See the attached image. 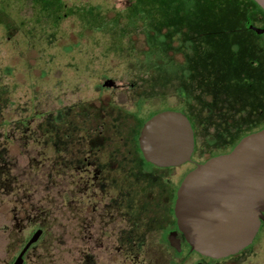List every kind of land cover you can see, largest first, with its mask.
I'll list each match as a JSON object with an SVG mask.
<instances>
[{"label":"rangeland","instance_id":"1","mask_svg":"<svg viewBox=\"0 0 264 264\" xmlns=\"http://www.w3.org/2000/svg\"><path fill=\"white\" fill-rule=\"evenodd\" d=\"M2 86L4 121L18 106L35 109L31 130L68 104L73 126L67 153L43 138L22 146V135L0 127V247L12 216H24V232L38 224L57 236V264H73L78 244L100 263L101 216L126 209L101 181V145L95 154L89 144L101 120L82 115L85 105L186 112L203 151L213 147L206 136L220 147L264 128V12L252 0H0ZM250 248L227 263L264 264V229Z\"/></svg>","mask_w":264,"mask_h":264},{"label":"flooded vegetation","instance_id":"2","mask_svg":"<svg viewBox=\"0 0 264 264\" xmlns=\"http://www.w3.org/2000/svg\"><path fill=\"white\" fill-rule=\"evenodd\" d=\"M135 103L137 102L132 103L130 109L117 106L107 107L101 103V140L106 136L104 121L111 120L116 112L125 110L134 113L133 118H127L126 126L134 125L136 123L134 121H137L134 118L141 116L139 125L135 126L133 133L127 136L129 143L120 142L117 147H114L110 132L107 133L108 143L101 142V171L98 170V173H108L109 176L114 177L112 183L117 193L112 201L115 207L123 206L126 210L118 213V216H108L107 221L104 216H101V228L103 229L101 230V262L95 263L89 248L78 244L70 248L76 254L73 264H228L227 262L234 256L253 245L259 230L264 229V212H262V219L249 245L235 254L213 258L198 253L187 244L177 227L173 204L176 189L190 170L210 157L229 152L245 134L240 136L235 143L231 139L220 147L213 143V137L206 136L205 141H210L213 147L203 151L196 139L195 128L192 127L186 112L173 110L182 113L190 124L193 140L192 151L189 160L179 165L155 166L143 159L138 148L137 137L146 119L157 112L170 109L159 110L145 116V114L142 115V105L136 107ZM56 142L55 137L53 149L57 153ZM129 145L132 147L127 150L126 147ZM99 149L94 148L95 154H99ZM107 162L110 164L106 165ZM178 168L181 170L173 179V172ZM99 176L100 174H96L94 177ZM101 181L105 185L108 183L103 179L102 174ZM24 218V216H12L13 223L7 227L2 226L6 227L7 231L1 238L0 264H57L58 258L52 257V250L56 248L49 246L53 238L57 240V236L45 235L48 233L43 226L38 224H30L28 232H24L27 227ZM106 222H111L118 228L105 230L108 226ZM34 234L35 238L26 246ZM76 234L78 238H83L82 232L76 231ZM250 249L252 251V248ZM254 254L255 251H252L248 257Z\"/></svg>","mask_w":264,"mask_h":264},{"label":"water","instance_id":"3","mask_svg":"<svg viewBox=\"0 0 264 264\" xmlns=\"http://www.w3.org/2000/svg\"><path fill=\"white\" fill-rule=\"evenodd\" d=\"M264 12V0H252ZM143 159L155 166L189 160L193 147L187 118L163 110L142 124ZM264 212V128L242 136L224 154L208 158L179 183L173 204L178 229L191 249L222 258L249 245ZM35 238H30L26 246ZM22 253V252H21Z\"/></svg>","mask_w":264,"mask_h":264},{"label":"trees","instance_id":"4","mask_svg":"<svg viewBox=\"0 0 264 264\" xmlns=\"http://www.w3.org/2000/svg\"><path fill=\"white\" fill-rule=\"evenodd\" d=\"M6 74L9 73V68H4V71ZM8 94V92L5 91L4 87H0V106L2 107L3 105H6V101H4L3 97L4 95ZM37 95L34 94L33 97H35V99ZM10 105V101L8 102ZM32 105H29L30 108L34 107L35 104H37V102H32ZM86 107L84 108L85 110H83L82 115L89 117L90 115H92L91 117L95 120L99 119L101 120V107L98 106H94L92 103H88L85 105ZM136 107L141 106V101H137V103H135ZM0 107V108H1ZM26 107H20L18 106L16 108V110L14 111L16 114L17 119L16 120H12L11 122H7L4 121L3 115L1 114V110H0V127L2 128L3 126H7L8 129H10L12 132H14L17 135H22L21 142L23 144H21L22 146H24L27 143L28 138L31 139L32 141L34 140L36 143L38 142V138H43L45 145H50V147H53V143L52 142V137L53 135H56V139H57V148L62 147V152L67 153L68 151V142H67V136H69V134L67 132L71 131V126H73V124H69L68 123V127H70L68 130H66V124H65V119L67 118V115H70L71 112H73V108L72 106H69L68 104H66L65 106H61L60 108L56 109L55 111H48L47 114L45 115V117L43 118L42 121L40 122H36L34 125V129L30 130V124L34 121V117L35 115H38L36 110L33 109V111L27 112V110L25 109ZM85 113V114H84ZM134 113H130V111H125L123 110L122 112H116V114L111 118V120H105L104 121V132L106 134V136L104 137L105 139L102 138L101 140V134L95 133L90 139H89V144L92 146L90 149H94V148H100L101 142H105L106 144L108 143V132L112 133V145L114 147H117L118 144L120 142L122 143H129L128 142V135H131L133 133V128L137 125H139L140 123V119L141 116H136L134 119L137 121H134V125H127L126 126V122H127V118H133ZM63 125V127H62ZM12 126V128H11ZM126 126V127H125ZM32 127V126H31ZM75 127V126H74ZM96 129V128H95ZM33 130V131H32ZM2 131V130H1ZM31 132L37 133L38 136L36 137H32ZM3 132H1L2 134ZM30 133V134H28ZM26 134H28L26 137ZM246 134V133H245ZM41 136V137H40ZM32 137V138H31ZM7 137L4 138V136H1V140L2 139H6ZM20 138V137H19ZM58 138L62 139V143L59 144V140ZM119 138H121L119 140ZM133 141H134V137H133ZM117 144V145H116ZM113 147V148H114ZM132 146L129 145V147H126L127 150H129ZM58 151H61L60 149ZM62 164L65 163L64 159L65 157L62 158ZM66 164V163H65ZM110 164V163H106ZM65 166V165H64ZM6 172H1L0 177H5ZM103 179L108 182V183H112L114 180V177L111 175L109 176V174L107 173V178L105 177V175H103ZM112 180V181H111Z\"/></svg>","mask_w":264,"mask_h":264}]
</instances>
